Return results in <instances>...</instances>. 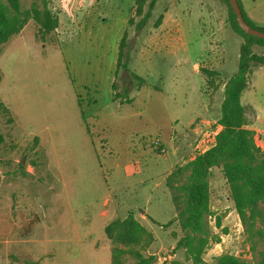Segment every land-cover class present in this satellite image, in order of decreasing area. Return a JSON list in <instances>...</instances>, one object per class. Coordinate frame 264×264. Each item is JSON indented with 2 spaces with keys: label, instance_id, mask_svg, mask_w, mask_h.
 I'll return each instance as SVG.
<instances>
[{
  "label": "rangeland",
  "instance_id": "1",
  "mask_svg": "<svg viewBox=\"0 0 264 264\" xmlns=\"http://www.w3.org/2000/svg\"><path fill=\"white\" fill-rule=\"evenodd\" d=\"M34 1L20 3L27 9ZM170 1L159 0L138 29L141 17L129 24L135 0H50L60 19L57 45L15 35L0 46V103L9 109L0 108V264H111L105 227L131 211L153 234L143 250L156 257L153 264H192L177 248L184 233L166 179L214 144L239 49L217 0L207 3L224 40L210 46L209 26L181 0L175 10L188 51L182 43L172 47L155 27ZM187 5L192 18L183 12ZM222 58L227 66L219 76L202 72L221 67ZM251 83L242 103L251 118L248 102L256 107L264 130V66L253 68ZM197 116L203 118L189 125ZM210 183L214 240L205 262L230 254L255 263L264 240L250 241L219 169ZM125 264L136 261L127 257Z\"/></svg>",
  "mask_w": 264,
  "mask_h": 264
},
{
  "label": "trees",
  "instance_id": "2",
  "mask_svg": "<svg viewBox=\"0 0 264 264\" xmlns=\"http://www.w3.org/2000/svg\"><path fill=\"white\" fill-rule=\"evenodd\" d=\"M159 0H135L134 14L129 20L133 25L135 17H141L137 28H143L152 17ZM227 8L228 23L232 31L242 38L237 71L224 85L219 126L212 147L183 166L175 168L167 177L166 184L171 190V199L176 211V220L184 235L177 242V248L184 249L192 264H208L205 252L214 235L207 217L211 209V177L214 169H219L229 186V195L242 225L254 242L258 235L264 240V149L256 143V132L251 129L254 118L242 103V96L248 88L253 68L264 66V53L254 51L255 46L264 48V39L245 33L237 22V15L229 0H217ZM239 1V0H238ZM240 4V2H239ZM148 6L147 11L145 7ZM245 21L254 29L264 32L245 14ZM164 13L155 27L160 26ZM59 16L50 7V0H35L30 8L24 9L20 0H0V46L15 35L33 36L39 42L57 45L56 30ZM127 33L119 45L118 68L121 66ZM212 78L219 73L211 69H201ZM2 78L0 76V83ZM0 108L9 109L0 103ZM38 139H36L37 141ZM160 152V149H158ZM22 167V165H20ZM105 234L113 242L111 264H125L132 257L136 264H153L155 256H146L143 250L153 241V234L142 225L133 211L124 218H118L105 227ZM171 264H186L173 261ZM216 264H264V250L255 263H249L235 255L224 254L216 259Z\"/></svg>",
  "mask_w": 264,
  "mask_h": 264
},
{
  "label": "crops",
  "instance_id": "3",
  "mask_svg": "<svg viewBox=\"0 0 264 264\" xmlns=\"http://www.w3.org/2000/svg\"><path fill=\"white\" fill-rule=\"evenodd\" d=\"M171 1L166 4L163 21L160 24V26L156 28V30L158 33L164 32L165 35L166 34L169 35L168 39L172 47L175 45H178L179 43H182L185 45L187 49L188 48L187 40H186V35L184 33V28H183L184 21L181 18L180 14L175 10L176 5H179L181 3V0H174L172 4H171ZM239 2L242 5V8L245 14L248 16V18L252 22H254L257 26L264 27V0H239ZM187 3H189L191 8H195L197 10L196 11L197 12V23L200 26H205V27L209 26L210 31H211L210 46H213V44L218 43L219 41H223L224 39L222 38V35H221L222 28L219 25L217 14H215L214 9L208 6L207 0H187ZM189 5L183 8V12L192 18L193 10L189 7ZM233 34L236 36V37L231 38L233 46L236 47V50L237 48L240 50L242 39L235 33ZM231 41L228 43V46L229 44H232ZM221 61H222L221 67L215 68V69L209 67V69L215 70L220 74V71L224 69L225 66H227L225 64L226 61L224 60V58H222ZM196 66H198V63L194 65V68ZM251 84L252 83H251V78H250V83H249L248 88L251 87ZM243 104L246 106L247 105L246 101H244ZM248 105H249L248 107H250L254 111V123L249 127L255 130L256 132L257 145L261 147L262 149H264V130H261L258 127V123L260 122V116L256 112L257 111L256 107H254L251 104V102H248ZM199 118L202 119L203 116H197L196 118H192V120L189 122V125L194 124V122ZM173 144H174V141H173ZM174 153L176 154V152L173 150L172 154L174 155Z\"/></svg>",
  "mask_w": 264,
  "mask_h": 264
},
{
  "label": "water",
  "instance_id": "4",
  "mask_svg": "<svg viewBox=\"0 0 264 264\" xmlns=\"http://www.w3.org/2000/svg\"><path fill=\"white\" fill-rule=\"evenodd\" d=\"M232 9L234 10V12L237 15V22L240 26V28L247 34L254 36V37H259L261 39H264V32L254 29L251 25H249L244 17H243V13L239 4L238 0H229Z\"/></svg>",
  "mask_w": 264,
  "mask_h": 264
},
{
  "label": "built area",
  "instance_id": "5",
  "mask_svg": "<svg viewBox=\"0 0 264 264\" xmlns=\"http://www.w3.org/2000/svg\"><path fill=\"white\" fill-rule=\"evenodd\" d=\"M155 145L158 147V149H160V154H165L166 153V148L163 147V145L159 141H156Z\"/></svg>",
  "mask_w": 264,
  "mask_h": 264
}]
</instances>
